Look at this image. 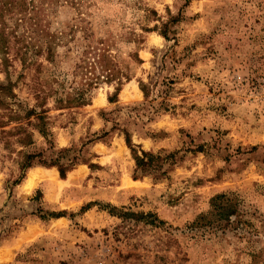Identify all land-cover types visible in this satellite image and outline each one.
Listing matches in <instances>:
<instances>
[{
	"label": "rangeland",
	"instance_id": "374dc122",
	"mask_svg": "<svg viewBox=\"0 0 264 264\" xmlns=\"http://www.w3.org/2000/svg\"><path fill=\"white\" fill-rule=\"evenodd\" d=\"M33 4L54 35L51 56L43 48L23 64L0 52V264H264V0ZM101 47L114 77L100 75L85 104L54 106ZM31 107L46 110L51 136ZM47 138L80 152L63 176L19 167ZM131 148L174 162L141 174ZM30 170L42 176L26 189ZM221 192L238 214L191 226Z\"/></svg>",
	"mask_w": 264,
	"mask_h": 264
},
{
	"label": "trees",
	"instance_id": "16d2710c",
	"mask_svg": "<svg viewBox=\"0 0 264 264\" xmlns=\"http://www.w3.org/2000/svg\"><path fill=\"white\" fill-rule=\"evenodd\" d=\"M6 16L12 24L14 23L13 26L9 25ZM39 16L40 10L34 6L33 0H0V52L4 54L9 52L10 48H13L15 56L23 64H29L31 62L29 55L40 53L43 48H45L47 56L50 57L54 35L51 32L49 33L46 28L41 27ZM176 19L174 17L171 20ZM21 24H23V27L20 28L21 32L14 30V26H20ZM163 35L165 36V34ZM2 59L3 62H7V58L3 57ZM101 63L103 64L102 73L95 74L93 71L95 65ZM80 66L85 71L86 79L83 83H77L76 86L72 85L69 90H64L62 95L55 96L53 103L57 108L85 104V93L88 87L95 83L100 78V75L110 80L117 71L114 62L108 56L107 49L102 47L94 50L90 57H86ZM4 91H6V86H0V93ZM39 96H37L36 106L40 108L43 107L44 103ZM44 111L46 110L43 108L36 111L35 107H31L27 110L26 114L34 115L37 119L39 132L46 138L47 136H51V134L48 133L44 116L41 115ZM106 134V131L103 132V136ZM26 137L27 134H25L24 138ZM125 140L129 145L130 142L126 133ZM20 141L22 142V140ZM46 141L48 147L45 150L37 153H23L22 159L19 161V167L20 169L27 168L34 162L46 166L54 165L59 170L60 176H63L66 170L71 168L72 162L78 160L80 152H74L71 147L60 148L56 151L54 150L52 138H47ZM131 150L135 162L134 171H139L141 174L164 175L167 170L164 168V165H171L174 162L173 153L162 155L161 152L154 154L142 151L138 155L132 148ZM237 206L238 203L234 194L217 193L211 197L208 210L198 215L190 224L191 226L223 227L231 221L233 216L238 214ZM150 215L153 216V214Z\"/></svg>",
	"mask_w": 264,
	"mask_h": 264
},
{
	"label": "bare ground",
	"instance_id": "6f19581e",
	"mask_svg": "<svg viewBox=\"0 0 264 264\" xmlns=\"http://www.w3.org/2000/svg\"><path fill=\"white\" fill-rule=\"evenodd\" d=\"M123 96V95H122ZM125 98V96H124ZM42 176V173H40L39 171L36 172H31V170L27 173V179L25 182V188L29 189L34 183L35 181L40 178Z\"/></svg>",
	"mask_w": 264,
	"mask_h": 264
}]
</instances>
